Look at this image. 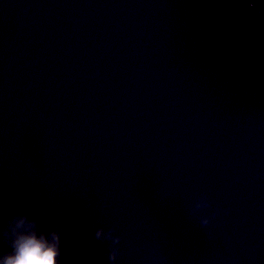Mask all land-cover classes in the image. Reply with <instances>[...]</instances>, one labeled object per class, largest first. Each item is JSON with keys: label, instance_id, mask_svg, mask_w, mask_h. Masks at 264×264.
Returning <instances> with one entry per match:
<instances>
[{"label": "water", "instance_id": "95a60500", "mask_svg": "<svg viewBox=\"0 0 264 264\" xmlns=\"http://www.w3.org/2000/svg\"><path fill=\"white\" fill-rule=\"evenodd\" d=\"M18 212L63 264H110L99 227L117 264H264V0H0V224Z\"/></svg>", "mask_w": 264, "mask_h": 264}, {"label": "clouds", "instance_id": "9594fccd", "mask_svg": "<svg viewBox=\"0 0 264 264\" xmlns=\"http://www.w3.org/2000/svg\"><path fill=\"white\" fill-rule=\"evenodd\" d=\"M211 206L207 197H202L195 210ZM202 224L208 225L210 217H203ZM116 229L99 227L95 233L98 240L112 241L108 255L110 264H117L120 255L118 245L122 237L115 235ZM0 235L9 244L10 250L0 254V264H63L62 232L59 229L42 231L40 222L26 212H18L0 224Z\"/></svg>", "mask_w": 264, "mask_h": 264}]
</instances>
